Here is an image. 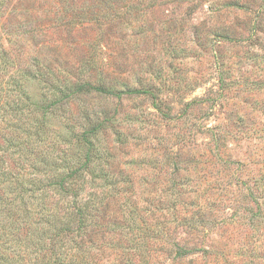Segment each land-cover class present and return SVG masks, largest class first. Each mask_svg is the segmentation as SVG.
<instances>
[{
	"label": "rangeland",
	"instance_id": "obj_1",
	"mask_svg": "<svg viewBox=\"0 0 264 264\" xmlns=\"http://www.w3.org/2000/svg\"><path fill=\"white\" fill-rule=\"evenodd\" d=\"M0 49V76L37 103L52 84L103 88L48 118L69 157L67 126L104 122L94 143L117 179L112 196L87 176L99 221L69 252L264 264V0H0Z\"/></svg>",
	"mask_w": 264,
	"mask_h": 264
},
{
	"label": "trees",
	"instance_id": "obj_2",
	"mask_svg": "<svg viewBox=\"0 0 264 264\" xmlns=\"http://www.w3.org/2000/svg\"><path fill=\"white\" fill-rule=\"evenodd\" d=\"M0 53L6 54L1 49ZM101 87L52 84L37 103L24 82L0 76V264H88L81 261L79 248L74 252L68 248L78 247L74 238L98 225L97 215L92 214L100 210L94 193L81 196L87 176L93 183L102 180L104 192L115 195L117 179L105 168L109 164L100 162L103 152L94 143L106 124L94 120L89 111L81 112L85 124L79 132L74 125L67 126V141L74 150L69 157L64 152L56 154L59 135L49 127L48 118L59 102ZM152 88L133 90L150 92ZM52 197L58 199L49 204ZM23 227L27 230L22 231Z\"/></svg>",
	"mask_w": 264,
	"mask_h": 264
}]
</instances>
